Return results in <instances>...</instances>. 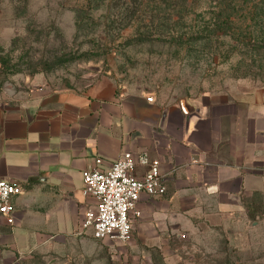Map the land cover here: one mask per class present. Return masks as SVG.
Instances as JSON below:
<instances>
[{"label": "crops", "instance_id": "1", "mask_svg": "<svg viewBox=\"0 0 264 264\" xmlns=\"http://www.w3.org/2000/svg\"><path fill=\"white\" fill-rule=\"evenodd\" d=\"M153 94L107 81L28 100L0 93V178L22 187L15 223L0 216V264L70 240L88 246L93 236L82 223L96 200L84 192L83 171L97 158L107 168L125 151L159 160L167 187L162 196L141 194L131 247L175 253L201 224L246 215L243 199L264 194V101L166 102ZM146 170L138 164L135 174Z\"/></svg>", "mask_w": 264, "mask_h": 264}, {"label": "rangeland", "instance_id": "2", "mask_svg": "<svg viewBox=\"0 0 264 264\" xmlns=\"http://www.w3.org/2000/svg\"><path fill=\"white\" fill-rule=\"evenodd\" d=\"M118 3L0 0V93L28 100L107 81L147 87L166 102L264 101V9L239 11L212 35L216 2L145 0L136 12ZM254 201L260 210L250 218ZM243 206L245 216L201 224L175 253L90 237L88 246L70 240L16 264H264V196L248 195Z\"/></svg>", "mask_w": 264, "mask_h": 264}, {"label": "built area", "instance_id": "3", "mask_svg": "<svg viewBox=\"0 0 264 264\" xmlns=\"http://www.w3.org/2000/svg\"><path fill=\"white\" fill-rule=\"evenodd\" d=\"M102 164L103 159L97 158L94 166L83 171L84 192L96 200V207L85 213L83 233L90 230L97 240L126 244L133 237L131 213L140 214L136 207L141 194L162 196L167 192L160 162L147 154L125 151L109 167L102 168ZM138 164L147 166L141 178L135 174ZM21 193L18 182L0 178V216L9 225L15 223L14 200Z\"/></svg>", "mask_w": 264, "mask_h": 264}, {"label": "trees", "instance_id": "4", "mask_svg": "<svg viewBox=\"0 0 264 264\" xmlns=\"http://www.w3.org/2000/svg\"><path fill=\"white\" fill-rule=\"evenodd\" d=\"M105 1V0H104ZM116 3H134V10L135 12L138 10L140 6L143 5V2L145 0H114ZM155 1V0H154ZM165 1V0H163ZM184 4L190 3L191 0H181ZM206 2H216L215 5V11H213L212 15V25L213 30H211L212 35H216L223 31V29L226 28V25L230 22V17L237 14L239 11H246L248 9H264V0H203ZM118 3V4H119ZM217 8L219 9L217 11ZM255 14H257L255 12ZM175 36H171L170 38H174ZM250 195L254 197H263L264 194L260 192H254ZM252 204H254V207H249L250 209V218H254L256 216V213L260 210V205H256V202L254 201ZM252 208L254 212H252Z\"/></svg>", "mask_w": 264, "mask_h": 264}, {"label": "water", "instance_id": "5", "mask_svg": "<svg viewBox=\"0 0 264 264\" xmlns=\"http://www.w3.org/2000/svg\"><path fill=\"white\" fill-rule=\"evenodd\" d=\"M183 102H184V100H183Z\"/></svg>", "mask_w": 264, "mask_h": 264}]
</instances>
